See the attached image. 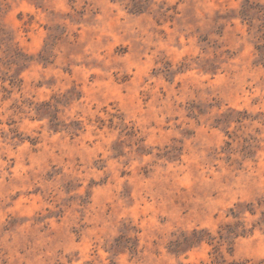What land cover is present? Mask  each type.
<instances>
[{
	"label": "rangeland",
	"instance_id": "374dc122",
	"mask_svg": "<svg viewBox=\"0 0 264 264\" xmlns=\"http://www.w3.org/2000/svg\"><path fill=\"white\" fill-rule=\"evenodd\" d=\"M140 1L0 0V264H264V0Z\"/></svg>",
	"mask_w": 264,
	"mask_h": 264
},
{
	"label": "trees",
	"instance_id": "16d2710c",
	"mask_svg": "<svg viewBox=\"0 0 264 264\" xmlns=\"http://www.w3.org/2000/svg\"><path fill=\"white\" fill-rule=\"evenodd\" d=\"M132 5V11L134 12H142L144 9V4L140 0H131L130 2ZM257 9L256 13L263 12L264 7L262 5L254 4L247 2L245 5H243L242 9L240 10V16L244 19L252 20L254 17L252 16V10ZM260 55L264 57V49H260ZM51 103L44 102L39 107H37V110L40 112L47 113L53 117V119H57V117L50 113L49 110L51 109ZM54 125H57L54 124ZM125 229L128 230L126 227ZM130 229H134L132 226ZM232 232V230L228 229V236L226 238H229V234ZM139 237L137 235L131 237L126 236V234L120 235L118 238L115 239V242L110 246L111 250H114L117 252H123L125 250L130 251L132 255H137L140 252L139 249ZM214 237L211 236L210 232L206 229H193L190 233L188 232H181L179 235L175 237V239L170 240L168 249L172 253L180 254L182 252H185L186 250L193 248L195 246L200 245L204 241H208L209 243H213ZM229 243H232L229 241ZM232 249V247L230 248ZM215 253L216 257L221 256L219 247H215ZM93 264V263H90ZM242 264V263H238Z\"/></svg>",
	"mask_w": 264,
	"mask_h": 264
}]
</instances>
